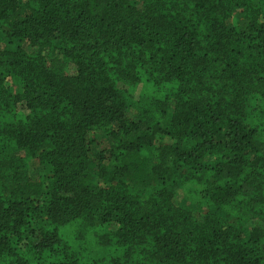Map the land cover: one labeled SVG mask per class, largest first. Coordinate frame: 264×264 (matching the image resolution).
<instances>
[{
  "label": "trees",
  "instance_id": "obj_1",
  "mask_svg": "<svg viewBox=\"0 0 264 264\" xmlns=\"http://www.w3.org/2000/svg\"><path fill=\"white\" fill-rule=\"evenodd\" d=\"M0 264H264V0H0Z\"/></svg>",
  "mask_w": 264,
  "mask_h": 264
},
{
  "label": "rangeland",
  "instance_id": "obj_2",
  "mask_svg": "<svg viewBox=\"0 0 264 264\" xmlns=\"http://www.w3.org/2000/svg\"><path fill=\"white\" fill-rule=\"evenodd\" d=\"M139 92H140V88L138 89V91H136V93H135V96H136V98H138L139 97ZM94 136V138H95V143H94V149H95V151H98V150H100L101 149V140H102V138L104 137V135H103V133L101 132V131H97V132H95V134L93 135ZM37 172H38V170H35L33 173L34 174H37ZM186 188H180L179 190H178V192H177V198L179 199V200H182V199H184L185 198V195H186ZM102 254V252L100 253V255ZM105 254V253H104ZM104 256V255H103Z\"/></svg>",
  "mask_w": 264,
  "mask_h": 264
}]
</instances>
